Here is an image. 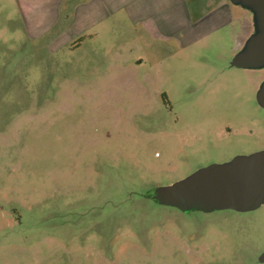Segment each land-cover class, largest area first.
Wrapping results in <instances>:
<instances>
[{
	"label": "rangeland",
	"instance_id": "374dc122",
	"mask_svg": "<svg viewBox=\"0 0 264 264\" xmlns=\"http://www.w3.org/2000/svg\"><path fill=\"white\" fill-rule=\"evenodd\" d=\"M218 1H185L206 21L188 39L119 12L95 40H55L0 0V264H264V204L182 212L149 196L264 149V68L230 64L251 13ZM211 9L233 22L214 27Z\"/></svg>",
	"mask_w": 264,
	"mask_h": 264
},
{
	"label": "crops",
	"instance_id": "0c3cea01",
	"mask_svg": "<svg viewBox=\"0 0 264 264\" xmlns=\"http://www.w3.org/2000/svg\"><path fill=\"white\" fill-rule=\"evenodd\" d=\"M186 0H11L15 12L24 24V30L33 39L51 38L71 40L88 38L95 40L103 23H111L119 12H124L133 23L140 24L141 33L153 37L167 35L191 38L204 20L193 19L183 11ZM198 1L202 8L209 0ZM230 1V0H229ZM221 3V5H220ZM225 6L224 0L216 6ZM219 6V7H220ZM218 8L215 7V11ZM204 11V10H203ZM211 9L207 20L214 27L233 22V18L219 15ZM150 14L153 16L151 17ZM205 14V15H207ZM241 44L253 31L252 17L236 18ZM57 44V43H56ZM78 46V45H77Z\"/></svg>",
	"mask_w": 264,
	"mask_h": 264
},
{
	"label": "water",
	"instance_id": "95a60500",
	"mask_svg": "<svg viewBox=\"0 0 264 264\" xmlns=\"http://www.w3.org/2000/svg\"><path fill=\"white\" fill-rule=\"evenodd\" d=\"M250 11L253 31L233 55L235 67L264 68V0H230ZM264 107V80L256 91ZM150 198L182 212L231 209L245 212L264 204V149L202 166L170 184L154 187ZM258 260L264 262V250Z\"/></svg>",
	"mask_w": 264,
	"mask_h": 264
},
{
	"label": "trees",
	"instance_id": "16d2710c",
	"mask_svg": "<svg viewBox=\"0 0 264 264\" xmlns=\"http://www.w3.org/2000/svg\"><path fill=\"white\" fill-rule=\"evenodd\" d=\"M162 96H163V98L165 99V95H164V94H162Z\"/></svg>",
	"mask_w": 264,
	"mask_h": 264
},
{
	"label": "flooded vegetation",
	"instance_id": "af4514ba",
	"mask_svg": "<svg viewBox=\"0 0 264 264\" xmlns=\"http://www.w3.org/2000/svg\"><path fill=\"white\" fill-rule=\"evenodd\" d=\"M259 261V260H258ZM261 262V261H260Z\"/></svg>",
	"mask_w": 264,
	"mask_h": 264
}]
</instances>
